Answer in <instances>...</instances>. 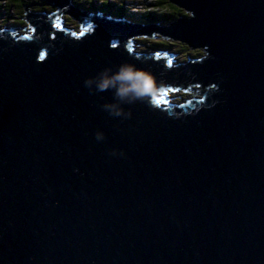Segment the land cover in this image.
<instances>
[{
  "label": "water",
  "instance_id": "95a60500",
  "mask_svg": "<svg viewBox=\"0 0 264 264\" xmlns=\"http://www.w3.org/2000/svg\"><path fill=\"white\" fill-rule=\"evenodd\" d=\"M48 1L0 32V264H264V0H168L190 15L162 28ZM154 34L207 54L135 51ZM123 62L159 87L130 119L83 86Z\"/></svg>",
  "mask_w": 264,
  "mask_h": 264
},
{
  "label": "rangeland",
  "instance_id": "374dc122",
  "mask_svg": "<svg viewBox=\"0 0 264 264\" xmlns=\"http://www.w3.org/2000/svg\"><path fill=\"white\" fill-rule=\"evenodd\" d=\"M37 1V0H35ZM45 3L43 5H41L42 7H47L48 10H44V11H40L39 7L40 5H35L33 7H29L28 8V13H35V12H44L47 14H51V13H56V11L59 10V8L54 7L53 3H49L48 0H43ZM81 2L82 4L86 3L88 5H90V7H93L92 2L90 0H70V4L74 7H77L76 4H79L78 2ZM93 3H97L98 6H101L102 0H92ZM111 3H114V5H116L117 7H128L130 11V14H132L133 16H135L136 13H138L139 15H145V11H150V12H155L157 13V11L162 14H169L171 12H169V10H163L159 11L157 10V6L156 5H152V3H157L158 0H110ZM76 2V3H73ZM144 3V4H143ZM2 4V3H1ZM82 4H79L82 6ZM124 4V5H123ZM31 6V5H30ZM100 8V7H99ZM135 8V9H134ZM78 9V7L76 8ZM134 9V10H133ZM8 10H6V8L4 7V5H0V31H10L12 30L11 28H20L21 30H19L20 32L16 31V36H21V35H30L32 34V27H30V24L27 23L25 25H21V26H16L14 24L15 21L12 20V18H16L17 14L19 13V11H10L11 13L7 12ZM96 12V11H94ZM167 12V13H166ZM164 14V15H165ZM95 15H98L97 12L95 13ZM106 15V14H105ZM190 15V14H188ZM106 17V16H104ZM61 18V16H60ZM131 18V17H130ZM55 20V19H54ZM63 22L64 28L63 29H67L70 30L71 32H76V33H80L81 29H82V25H80V21L78 20H74L72 18V16L69 15H63L62 18L60 19ZM166 25V24H165ZM158 27L162 28L163 26H159ZM135 41V51L137 52H143V53H156L159 52V50L162 51H167L168 55H173V59H175L176 64L180 63V62H186L189 58L192 59H200L204 56H206V52L203 51L202 49H194L191 50V48H189L188 45L181 43L180 41H173V39H169V38H162L161 35H157L154 34V36L152 38L149 37H136L134 38ZM165 44L164 46H160L158 44ZM193 89H199V87L196 85L194 87L191 88V90L193 91ZM190 90V91H191ZM170 93V92H169ZM168 93V95H169ZM185 94V92H175L174 94H170L171 96L174 97L173 101H181V97L185 98V100L189 99V98H195L194 96H196V98H201L202 95H198V93H189Z\"/></svg>",
  "mask_w": 264,
  "mask_h": 264
},
{
  "label": "clouds",
  "instance_id": "9594fccd",
  "mask_svg": "<svg viewBox=\"0 0 264 264\" xmlns=\"http://www.w3.org/2000/svg\"><path fill=\"white\" fill-rule=\"evenodd\" d=\"M83 86L90 95L111 92V101L100 105V109L108 116L119 119L131 118V112L125 110V105L150 102L159 91L154 74L130 62L101 69L95 76L86 78ZM94 138L97 142L105 139L102 131H97ZM110 155L117 153L113 151ZM119 155L123 156V153Z\"/></svg>",
  "mask_w": 264,
  "mask_h": 264
},
{
  "label": "trees",
  "instance_id": "16d2710c",
  "mask_svg": "<svg viewBox=\"0 0 264 264\" xmlns=\"http://www.w3.org/2000/svg\"><path fill=\"white\" fill-rule=\"evenodd\" d=\"M140 1V0H139ZM78 2V1H76ZM73 2V3H76ZM90 2V0H89ZM93 7H90V5L84 3L82 4L81 2H78L79 4H76L77 7L79 9H81V11H89V12H94V11H102V13L104 14H109L112 15L114 17H123L126 16L128 19L129 17L132 18L133 21L135 22H139L141 24H146V25H159V26H165L168 24H171L172 22L178 20L180 17H187L188 14L181 8L171 4L168 0H158L157 3H152V5H156L157 6V10L162 11L163 10H169V14H165L162 13L160 14L158 11L157 13L155 12H150V11H145V15H139L138 13L135 14V16H133L132 14H130V11L128 7H117L116 5H114V3H111L110 0H102L101 6H98L97 3H93V1L91 0ZM2 3V4H1ZM45 2L43 0H0V5H4V7L6 8V10H8V13H11L10 11H19V13L17 14L16 18H12V20L15 21L16 26H21V25H25L28 22L26 21V13L28 11V8L30 7V5L34 4V5H40L39 10L44 11V10H48L47 7H42L41 5H43ZM144 4V3H143ZM124 5V4H123ZM100 7V8H99ZM135 9V8H134ZM133 12V11H132ZM167 13V12H166ZM54 14V13H53ZM165 14V15H164ZM62 18V17H61ZM80 24H83V27L87 26V23H83L80 21ZM160 46H164L165 44H158ZM160 51V50H159ZM165 54H167V51L164 52Z\"/></svg>",
  "mask_w": 264,
  "mask_h": 264
},
{
  "label": "snow or ice",
  "instance_id": "6c2138e0",
  "mask_svg": "<svg viewBox=\"0 0 264 264\" xmlns=\"http://www.w3.org/2000/svg\"><path fill=\"white\" fill-rule=\"evenodd\" d=\"M53 27H56L58 30H62V22L60 21L59 17H56L55 22L53 23ZM93 27V25L89 24L87 25V27H82L79 35L83 36L85 33H87L91 28ZM15 35V33H13ZM72 36H77L76 32L72 33ZM25 39H27V37H25ZM113 47L115 48L116 45H113ZM131 47H129V51H131ZM157 58H160V53L157 52L156 53ZM41 59H43V53H41ZM169 66H171V61H168ZM170 91H179V89H171ZM157 103H159V101H157Z\"/></svg>",
  "mask_w": 264,
  "mask_h": 264
},
{
  "label": "bare ground",
  "instance_id": "6f19581e",
  "mask_svg": "<svg viewBox=\"0 0 264 264\" xmlns=\"http://www.w3.org/2000/svg\"><path fill=\"white\" fill-rule=\"evenodd\" d=\"M79 10L81 11V9H79ZM83 12H84V11H83ZM87 12H89V11H85V13H87ZM93 13L95 14L96 12H93ZM100 13H102V11H101ZM97 14H98V13H97ZM111 16H112L113 18H116V17L113 16V14H112ZM59 19H61V18L59 17ZM60 21H61V20H60ZM139 22H140V21H139ZM82 27H83V26H82ZM63 30H64V29L62 28V31H63ZM18 32H20V31L18 30ZM77 37L81 38V37L79 36V33H77ZM191 91H192V90H191ZM174 92H177V93H178L179 91H174ZM174 92H170L169 95H170V94H174ZM180 92H181V91H180ZM188 92H189V91H188ZM194 93H198V95H199V94H200V91L197 90V91L194 92ZM196 96H197V95H196ZM168 99H169V100L171 99V101H172V99H174V97L170 95V96L168 97ZM189 99H191V98H189Z\"/></svg>",
  "mask_w": 264,
  "mask_h": 264
},
{
  "label": "flooded vegetation",
  "instance_id": "af4514ba",
  "mask_svg": "<svg viewBox=\"0 0 264 264\" xmlns=\"http://www.w3.org/2000/svg\"><path fill=\"white\" fill-rule=\"evenodd\" d=\"M192 88V87H191ZM191 92H193V91H189V93H191Z\"/></svg>",
  "mask_w": 264,
  "mask_h": 264
}]
</instances>
